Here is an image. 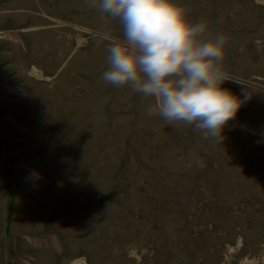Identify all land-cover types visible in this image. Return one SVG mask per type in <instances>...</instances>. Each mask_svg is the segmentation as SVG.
Returning a JSON list of instances; mask_svg holds the SVG:
<instances>
[{
  "label": "rangeland",
  "instance_id": "374dc122",
  "mask_svg": "<svg viewBox=\"0 0 264 264\" xmlns=\"http://www.w3.org/2000/svg\"><path fill=\"white\" fill-rule=\"evenodd\" d=\"M176 2L227 39L221 140L102 79L88 0H0V264H264V0Z\"/></svg>",
  "mask_w": 264,
  "mask_h": 264
},
{
  "label": "clouds",
  "instance_id": "9594fccd",
  "mask_svg": "<svg viewBox=\"0 0 264 264\" xmlns=\"http://www.w3.org/2000/svg\"><path fill=\"white\" fill-rule=\"evenodd\" d=\"M88 7L122 26V40L101 37L109 41L102 74L107 84L126 86L148 101L147 116L222 139L244 103L221 87L227 80L240 83L221 66L225 36L210 35L205 23L190 21L176 0H88Z\"/></svg>",
  "mask_w": 264,
  "mask_h": 264
}]
</instances>
